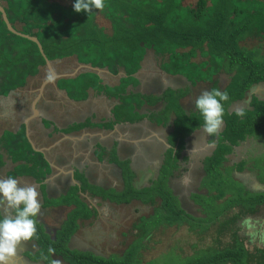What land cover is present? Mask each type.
Wrapping results in <instances>:
<instances>
[{
	"label": "trees",
	"instance_id": "16d2710c",
	"mask_svg": "<svg viewBox=\"0 0 264 264\" xmlns=\"http://www.w3.org/2000/svg\"><path fill=\"white\" fill-rule=\"evenodd\" d=\"M74 3L75 0H0L13 28L23 35L36 37L49 61L76 56L84 65L107 68L114 75L120 71L125 73L115 87L105 86L94 73L62 81L59 87L67 92L70 99L85 101L90 90L118 99L119 105L113 110L114 124L140 119L145 106L155 107L159 102H165L166 108L151 116L167 123L169 116L175 115L172 142L178 146L170 150L160 179L144 190H137L129 183L123 193L108 197L116 204L139 201L152 207L155 221L166 222L163 219L168 217L165 224L169 227L180 225L182 218L193 219L182 209L169 184L180 169L179 158L174 155L175 148L180 156L186 139L203 127V117L198 110L191 115L184 112L180 104L184 92L169 91L159 99L131 92L130 88L136 90L139 85L136 74L148 50H153L162 59L164 72L183 76L192 85L214 83L221 73L231 76L224 90L229 95L228 101L224 102L225 127L218 136L216 150L205 161L204 172L206 179L209 176L218 187L226 188L231 182L237 183L233 179L226 181L228 175L225 174L224 163L227 156L247 137L264 136V101L253 100L251 110L244 112L242 117L229 113L230 105L242 100L253 86L264 83V0H197L195 5H186L185 0H105L102 11L93 9L90 14L75 12ZM98 15L110 23L111 35L99 30V24L92 26L88 33L90 26L86 22L96 20ZM247 41L258 42V47L250 49L243 46ZM105 45H110L109 49H105ZM44 66L46 59L38 45L11 33L0 14V97L5 98L24 88L28 79L36 76ZM25 130L23 126L15 133L6 132L0 136V166H3L4 155H9L15 164H19L13 176H29L36 181H44L50 174L49 164L42 154L32 149ZM212 196L214 204L232 200L230 209L238 210L234 213L236 218L231 221L235 223L246 216H254L264 207V193L244 190L239 194L233 186ZM195 198L201 200L202 197ZM82 209L84 205L78 203L77 212L71 215L56 241L39 234L41 231L37 229L35 239H42L41 255L57 254L70 264H131L138 259L144 241L153 238L158 229L157 226L149 234L147 227L138 226V237L143 242L138 249L134 246L133 251L120 262L104 260L90 253L73 252L68 244L78 229V221L81 217L90 216L81 212ZM217 218L220 219L219 216ZM228 233L227 229L214 238V245L209 247L213 249L208 251V255L190 264H264L263 245L249 248L239 232L230 236ZM225 236L230 239L228 243L222 241ZM49 248L54 251L49 252Z\"/></svg>",
	"mask_w": 264,
	"mask_h": 264
},
{
	"label": "crops",
	"instance_id": "0c3cea01",
	"mask_svg": "<svg viewBox=\"0 0 264 264\" xmlns=\"http://www.w3.org/2000/svg\"><path fill=\"white\" fill-rule=\"evenodd\" d=\"M106 22L108 24L101 27L110 28L107 32L111 33V25ZM161 65L162 59L153 50H148L136 74L139 85L130 91L159 99L169 91L184 92L180 104L189 115L197 112L194 102L202 91L213 88L224 91L231 81V76L221 73L214 83L192 85L183 76L168 75ZM86 73L97 74L107 87L118 86L125 76L124 71L114 75L107 68H93L71 56L50 61V66L41 67L36 76L28 79L24 88L5 98L0 97V136L6 132L15 133L25 126L32 149L43 155L50 168V174L44 181H36L29 176H13L10 173H14L19 164L5 154L0 178L11 176L20 180L22 185L37 187L42 205L41 214L37 217L39 234L56 241L71 215L77 212L79 203L84 205L81 212L90 216L79 219L78 229L70 238L69 249L104 260L114 257L124 260L135 246L138 226L143 219L147 220V216H154V208L139 201L116 204L108 196L123 193L129 183L137 190H144L158 182L170 150L178 146L172 142L176 118L170 115L167 123L160 122L159 117L153 119L151 115L154 112L159 113L166 108L165 102L161 101L155 107L145 106L140 119L114 124L113 110L119 105L118 99L90 90L85 101H74L60 89L62 81L74 80ZM249 91L242 100L230 105V114L251 110L253 100L264 101V83L253 86ZM224 127L225 124L220 133ZM202 129L186 139L180 156L176 148L174 150L180 169L169 185L183 208L187 204L199 205L195 197L201 196L185 190L178 193L176 184L180 182L179 185L187 187L194 178L190 171L196 167L203 173L201 181L206 179L205 161L213 155L218 142L219 135L209 137ZM263 153L264 137L254 135L234 147L226 158L224 169L229 171L231 179L241 183L246 192H249L247 182L253 175L258 185L254 186L255 192H250L264 193V183L252 166V160ZM126 211L131 214L128 219L133 222L128 224L127 220L124 221L127 226L119 238L111 233V229L114 225L124 224L120 215ZM151 240L154 239L151 237ZM41 241L34 237L23 242L13 264H70L57 254L41 255ZM148 250L149 246L144 242L140 254L144 256Z\"/></svg>",
	"mask_w": 264,
	"mask_h": 264
},
{
	"label": "rangeland",
	"instance_id": "374dc122",
	"mask_svg": "<svg viewBox=\"0 0 264 264\" xmlns=\"http://www.w3.org/2000/svg\"><path fill=\"white\" fill-rule=\"evenodd\" d=\"M197 0H185L186 5H195ZM98 14V13H97ZM100 15V14H99ZM97 16L96 20H88L86 22L90 29L88 33H90V30L92 29V26H97L98 29L103 30L104 34L108 33L110 28L107 27L103 29L101 26H106L108 24L103 17ZM99 22V23H98ZM97 24V25H96ZM108 31V32H107ZM93 38V37H91ZM245 47H248L250 49L258 47V42L255 41H247L242 44ZM110 45H105V49H109ZM260 137H264L263 135H260ZM252 166L255 170H257V174L259 175V178L261 181H264V153L261 154L257 159L252 160ZM225 170V169H224ZM13 175V173H10ZM225 174H227L228 182H231V175L229 171L225 170ZM198 178V176H195V179ZM253 175L250 177V179L247 182L248 185V191L255 192V184L258 185L257 182L253 179ZM225 179V178H224ZM195 180L193 178L192 181L189 182L193 183ZM235 182V181H234ZM180 184V182H179ZM176 184L175 187L178 193H182L184 191L183 185ZM216 183H213L211 181V178L208 176L207 179H204L200 189L203 191L208 192V196H201V200L195 198L196 203L199 204V207L202 209L200 210V213L204 215V219L199 212L196 214V217L194 219H183L179 221L180 225H174V227L168 228L165 223H167L168 217H166V222L159 221L158 223L155 221L154 217L147 216L146 223H142L141 225H144L147 227L149 234H151V230L155 229L158 226L157 231L155 232V235L151 240L148 239L147 245L149 246V249L144 256L141 254L139 255L138 259L133 260L131 264H190L192 261L196 259L205 258L208 255V251H211L213 248H209L212 245H214V238L217 236L223 234L227 229L229 230L228 236L231 235V233H237L239 229L237 228L238 220L235 222H231L233 218L235 217V212L238 210H231V205L233 204L231 199L227 201H221L218 204H214V199L212 197L213 195H216L217 193H222L223 190L230 189V186L234 188V191L243 194L245 188L241 186V183H230L226 188L224 186H216ZM185 185V184H184ZM254 185V186H253ZM250 192V193H251ZM181 195V194H180ZM227 199V198H225ZM245 201H243L244 203ZM247 205V202H246ZM226 208L228 209L226 211ZM233 211V214L231 215V212ZM130 213L126 211L121 216V222L124 223L125 220H127L128 224L133 222V220H129L128 216L130 217ZM217 216L220 217V219L217 218ZM249 220H251V223L246 222L244 225H246L248 229L247 231L243 230L241 233L239 232L240 238L247 241V246L251 248L252 246H259L262 247L264 245V230L261 229L262 225L261 222L264 223V207L259 209V212L255 214L254 216H247ZM144 220V219H143ZM185 220V221H184ZM131 221V222H130ZM231 222V223H230ZM258 222V223H257ZM164 223V224H163ZM235 223V225H234ZM257 223L256 225H254ZM177 224V223H176ZM240 224H243L241 222ZM260 224V225H259ZM155 225V226H154ZM127 225L120 224V225H114V228L111 229V233H114V236H117L119 238L122 237V233L125 231V227ZM180 226V227H179ZM239 226V224H238ZM105 227V226H104ZM103 227V228H104ZM254 229H250V228ZM161 228V230H160ZM228 236H225L222 241L224 243H228L230 239ZM260 237L263 240L261 243L257 240V238ZM116 239V238H113ZM143 242V240L137 239L135 240V247L138 249L139 244ZM264 247V246H263ZM133 251V250H132ZM122 251H120L121 253ZM116 261H123L121 258L114 257Z\"/></svg>",
	"mask_w": 264,
	"mask_h": 264
},
{
	"label": "clouds",
	"instance_id": "9594fccd",
	"mask_svg": "<svg viewBox=\"0 0 264 264\" xmlns=\"http://www.w3.org/2000/svg\"><path fill=\"white\" fill-rule=\"evenodd\" d=\"M105 0H75L77 13L103 10ZM229 95L219 89L204 90L195 99L194 108L203 117L202 131L207 136H218L224 125V102ZM241 117L244 112L237 113ZM40 193L31 184L22 185L14 177L0 178V264H13L23 242L37 234V217L41 214ZM49 252L54 250L49 248Z\"/></svg>",
	"mask_w": 264,
	"mask_h": 264
},
{
	"label": "flooded vegetation",
	"instance_id": "af4514ba",
	"mask_svg": "<svg viewBox=\"0 0 264 264\" xmlns=\"http://www.w3.org/2000/svg\"><path fill=\"white\" fill-rule=\"evenodd\" d=\"M197 170H199V167H196L195 169H193L192 168V170L190 171L191 172V174H192V176L195 178V176L197 177L198 176V178H196L195 179V181L193 182V183H190L187 187L186 186H184V190L185 191H191V192H193V193H195V194H197L198 196H207L208 195V192L207 191H205V190H201L200 189V186H201V184H202V182L203 181H201V177H202V172L199 170V171H197ZM196 171V172H195ZM205 174V173H204ZM254 186V185H253ZM183 208V207H182ZM184 210H185V212L188 214V215H190L193 219L194 218H198V217H196V214L199 212V214H201L200 213V210H202L200 207H199V205H190V204H187L186 205V207H184L183 208ZM202 215V217L203 218H201V219H204L205 217H204V215L203 214H201ZM247 217V216H246ZM246 217H244V218H241V219H239L238 220V224H239V226H238V224H237V228L239 229V231L238 232H242L243 230H245V231H247L246 233H248L249 231H248V229L246 228L247 226L246 225H244V223L246 224V222H249V223H251V220H249L248 218H246ZM241 222H243V224H240ZM258 223V222H257ZM257 223H255L254 225H256ZM261 225H262V228L261 229H263L264 230V223L263 222H261L260 223ZM259 224V225H260ZM167 225V224H166ZM257 226V225H256ZM171 227H174V226H171ZM171 227H169L168 225H167V229L168 228H171ZM180 227V226H179ZM255 228V227H254ZM254 228H250V229H254ZM240 232V233H241ZM257 240L259 241V243H261V241L263 240L262 238H260V237H258L257 238ZM264 246V245H263Z\"/></svg>",
	"mask_w": 264,
	"mask_h": 264
},
{
	"label": "water",
	"instance_id": "95a60500",
	"mask_svg": "<svg viewBox=\"0 0 264 264\" xmlns=\"http://www.w3.org/2000/svg\"><path fill=\"white\" fill-rule=\"evenodd\" d=\"M0 14L2 15V18H3L4 22L6 23L8 30H9L11 33L16 34V35H19V36L26 37L27 39H29V40L35 42V43L38 45L41 54H42L43 57L46 59V64L50 66V61L47 59V57H46V55H45V53H44L43 47H42V45L40 44L39 40H38L36 37L26 36V35L21 34L20 32H17V31L13 28V26L10 24V22H9V20H8V17H7V14H6V12H5V9H4L1 5H0ZM249 92H250V91H248L246 95H248Z\"/></svg>",
	"mask_w": 264,
	"mask_h": 264
}]
</instances>
